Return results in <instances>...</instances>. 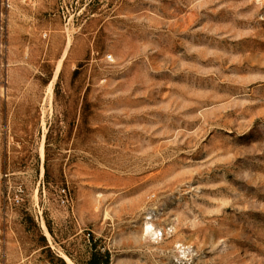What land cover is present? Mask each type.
<instances>
[{
	"label": "rangeland",
	"instance_id": "rangeland-1",
	"mask_svg": "<svg viewBox=\"0 0 264 264\" xmlns=\"http://www.w3.org/2000/svg\"><path fill=\"white\" fill-rule=\"evenodd\" d=\"M93 247L264 264V0H0V264Z\"/></svg>",
	"mask_w": 264,
	"mask_h": 264
},
{
	"label": "trees",
	"instance_id": "trees-1",
	"mask_svg": "<svg viewBox=\"0 0 264 264\" xmlns=\"http://www.w3.org/2000/svg\"><path fill=\"white\" fill-rule=\"evenodd\" d=\"M94 251L91 254V257L87 264H108L109 263V253L105 252L103 255L95 250V247H93Z\"/></svg>",
	"mask_w": 264,
	"mask_h": 264
},
{
	"label": "crops",
	"instance_id": "crops-1",
	"mask_svg": "<svg viewBox=\"0 0 264 264\" xmlns=\"http://www.w3.org/2000/svg\"><path fill=\"white\" fill-rule=\"evenodd\" d=\"M26 261H25V259H21L19 262H17V263H15V264H21V263H25ZM28 263H29V261H27Z\"/></svg>",
	"mask_w": 264,
	"mask_h": 264
},
{
	"label": "built area",
	"instance_id": "built-area-1",
	"mask_svg": "<svg viewBox=\"0 0 264 264\" xmlns=\"http://www.w3.org/2000/svg\"><path fill=\"white\" fill-rule=\"evenodd\" d=\"M39 264H41V263H39Z\"/></svg>",
	"mask_w": 264,
	"mask_h": 264
}]
</instances>
